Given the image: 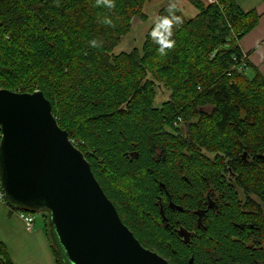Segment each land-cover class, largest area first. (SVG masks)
Here are the masks:
<instances>
[{
    "label": "trees",
    "instance_id": "trees-1",
    "mask_svg": "<svg viewBox=\"0 0 264 264\" xmlns=\"http://www.w3.org/2000/svg\"><path fill=\"white\" fill-rule=\"evenodd\" d=\"M145 2L115 0L108 9L96 0H0V89L43 93L145 249L169 264H189L190 258L193 264H264L263 251L244 248L247 237L236 227L244 214L235 192L264 203V161L257 158L264 155V76L247 62L238 71L232 60L241 58L238 43L260 15L242 12L234 0L209 6L188 0L197 14L186 19L169 1L140 50L113 55L132 19L146 20ZM170 6L181 23L173 28L174 49L162 56L149 34ZM105 17L114 26L104 24ZM93 39L102 46L91 47ZM249 68L251 77L244 73ZM159 87L169 96L155 107ZM243 153L249 159L242 160ZM228 170L234 186L224 178ZM159 184L182 208L174 217L166 208L169 229L158 211L157 200L166 201ZM205 193L223 202L201 229L193 211ZM27 213L40 215L54 263L65 264L48 213ZM176 220L194 232L189 245L173 231ZM256 225L264 241V216L258 212ZM0 264H14L2 241Z\"/></svg>",
    "mask_w": 264,
    "mask_h": 264
},
{
    "label": "water",
    "instance_id": "water-1",
    "mask_svg": "<svg viewBox=\"0 0 264 264\" xmlns=\"http://www.w3.org/2000/svg\"><path fill=\"white\" fill-rule=\"evenodd\" d=\"M0 131V190L18 209L48 213L64 263L168 264L122 223L41 91L0 89Z\"/></svg>",
    "mask_w": 264,
    "mask_h": 264
},
{
    "label": "crops",
    "instance_id": "crops-1",
    "mask_svg": "<svg viewBox=\"0 0 264 264\" xmlns=\"http://www.w3.org/2000/svg\"><path fill=\"white\" fill-rule=\"evenodd\" d=\"M151 1L146 0L142 11L147 2V5H152ZM169 1H173L182 14L187 13L188 17L193 18L197 14V10L188 0H153L154 3L160 2L162 6ZM198 1L203 3V0ZM234 2L242 12L254 10L260 15L256 27L242 37L238 45L246 55L250 67L264 76V0H234ZM251 68L245 71L252 74ZM0 241L6 246L14 264H55L43 227L37 228L35 222L33 230H25L18 211L10 208L2 200H0Z\"/></svg>",
    "mask_w": 264,
    "mask_h": 264
},
{
    "label": "flooded vegetation",
    "instance_id": "flooded-vegetation-1",
    "mask_svg": "<svg viewBox=\"0 0 264 264\" xmlns=\"http://www.w3.org/2000/svg\"><path fill=\"white\" fill-rule=\"evenodd\" d=\"M241 159L245 161L249 158H247L246 154L243 153L241 155ZM224 178L226 179L227 183L234 186V182H233L234 173L231 172V170H228L227 175ZM159 186L163 188L162 193L166 198V201L164 202L166 203V206L161 200H157L158 211L161 221L164 224V227L169 229L171 225L169 223L170 218L167 216L166 213V208H168L169 211L172 212L171 213L172 217L175 216L173 212H182V208L181 206H179L178 204H176L171 200V198L168 195V192L164 189L162 184H159ZM235 192L237 193L239 209L244 214L240 222L236 225V227L241 229V231H243L247 237V239L242 242L244 248L252 251L260 250L264 252V241L258 239V235H257L258 228L256 225L257 212L264 216V203L253 195L249 197L241 195V191H239L237 188L235 189ZM222 202H223V198L220 195H211L209 193H205L201 197L200 205L195 207L193 211L196 217L195 218L196 226L198 228L205 229L204 227L205 220L208 218L210 213H214V214L219 213V210L222 207ZM173 224L176 225L174 226L173 231L180 237L182 243H183V238L178 234V231L179 230L186 231V233L188 234L189 242L185 245H189L191 242V237L194 234V232L191 230L190 231L187 230L177 220ZM237 241L240 242V239H237ZM236 264H261V263L253 261V263H236Z\"/></svg>",
    "mask_w": 264,
    "mask_h": 264
},
{
    "label": "rangeland",
    "instance_id": "rangeland-1",
    "mask_svg": "<svg viewBox=\"0 0 264 264\" xmlns=\"http://www.w3.org/2000/svg\"><path fill=\"white\" fill-rule=\"evenodd\" d=\"M148 3V2H147ZM143 9V13L147 16L146 21H141L140 18L134 17L131 21V30L129 34L121 38V41L119 45L114 48L112 51L113 55H118L120 53H129L133 49L140 50L142 48V45L144 43L145 35L150 28V26L153 24V22L156 19L157 12L161 8L162 5H160V2L154 3L153 0L151 1L152 5H147ZM203 4V3H202ZM204 5V4H203ZM183 16L186 19H189L191 17H188L187 13L183 14ZM247 77H251V73H248L247 71L244 72ZM169 93L162 87H159L156 89V97L154 101L155 107H160L162 103H164L168 99ZM174 126L177 127L176 123H174ZM183 130L184 128L181 127ZM35 222L36 227L41 228L42 222L39 214H35ZM65 264H69L65 262Z\"/></svg>",
    "mask_w": 264,
    "mask_h": 264
},
{
    "label": "clouds",
    "instance_id": "clouds-1",
    "mask_svg": "<svg viewBox=\"0 0 264 264\" xmlns=\"http://www.w3.org/2000/svg\"><path fill=\"white\" fill-rule=\"evenodd\" d=\"M96 6H104L108 9L115 8V0H96ZM174 6L169 7V15L158 17L157 21L154 24V27L152 28V31L150 32L151 39L158 45L157 51L160 55L164 56L167 55L168 51L173 50L175 47V40L172 39L173 36V28L181 23V20L179 17H176L172 15ZM103 23L108 25L109 27L114 26L113 21L105 17L103 20ZM90 46L93 48H99L102 46V42H98L95 39L89 42Z\"/></svg>",
    "mask_w": 264,
    "mask_h": 264
},
{
    "label": "built area",
    "instance_id": "built-area-1",
    "mask_svg": "<svg viewBox=\"0 0 264 264\" xmlns=\"http://www.w3.org/2000/svg\"><path fill=\"white\" fill-rule=\"evenodd\" d=\"M203 4L205 6H209V5H218L217 0H203ZM233 62H234V66L233 68H236L238 71H242V69H245V64H246V55L241 51V58L237 59V58H232ZM2 134L0 131V138H1ZM0 200L5 202V198L3 193L0 190ZM18 216L21 219V221L24 224V228L27 231H31L34 229V224H35V216L33 214L24 212V211H18Z\"/></svg>",
    "mask_w": 264,
    "mask_h": 264
}]
</instances>
